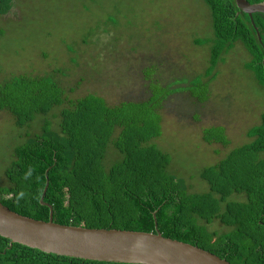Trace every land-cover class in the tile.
I'll return each instance as SVG.
<instances>
[{
	"label": "trees",
	"instance_id": "1",
	"mask_svg": "<svg viewBox=\"0 0 264 264\" xmlns=\"http://www.w3.org/2000/svg\"><path fill=\"white\" fill-rule=\"evenodd\" d=\"M202 1L211 13L214 37L195 44L210 43L209 66L203 76L182 86V92L197 105L207 101L214 68L237 42L250 56L246 70L264 89V15L252 16L253 27L234 0ZM160 83L150 82L151 97L146 101L110 105L93 94L70 99L49 76L19 75L0 82V111L13 117L16 128L43 117L40 132L27 135L14 148L0 202L19 215L48 221L49 207L40 204L48 181L43 202L52 208L56 224L154 233L156 220L165 238L196 246L230 264H264V111L247 133L250 143L200 172L208 192L189 194L168 174L170 158L154 142L161 135L163 101L182 93ZM56 108L59 116L53 127L48 115ZM203 141L229 144L222 127L204 129ZM109 146L121 160L106 168ZM214 221L230 230H210ZM0 264L118 263L46 254L19 244L10 247V241L0 237Z\"/></svg>",
	"mask_w": 264,
	"mask_h": 264
},
{
	"label": "rangeland",
	"instance_id": "2",
	"mask_svg": "<svg viewBox=\"0 0 264 264\" xmlns=\"http://www.w3.org/2000/svg\"><path fill=\"white\" fill-rule=\"evenodd\" d=\"M7 1L15 14L0 16V82L49 76L70 99L93 94L114 105L146 101L154 80L182 92L209 66L210 43L195 44L214 37L202 0H17L15 9ZM222 58L207 101L197 105L182 92L162 103L161 135L154 142L170 158L168 174L189 194L208 192L200 172L250 143L247 133L264 111V89L245 68L250 56L244 47L237 42ZM58 116V108L48 115L53 127ZM42 124L37 116L29 128L18 129L13 117L0 111V187L8 184L4 171L14 148ZM210 127L224 128L229 144H206L203 131ZM120 160L109 146L104 166ZM209 229L230 230L217 221Z\"/></svg>",
	"mask_w": 264,
	"mask_h": 264
},
{
	"label": "water",
	"instance_id": "3",
	"mask_svg": "<svg viewBox=\"0 0 264 264\" xmlns=\"http://www.w3.org/2000/svg\"><path fill=\"white\" fill-rule=\"evenodd\" d=\"M234 1L237 8L249 16L253 27L252 16L264 15V2ZM255 31L260 41V34ZM47 187L48 181L40 204L49 207L48 221L19 215L0 202V237L9 240L10 247L19 244L46 254L118 264H230L196 246L163 237L157 230L155 214L154 233L56 224L52 208L43 202Z\"/></svg>",
	"mask_w": 264,
	"mask_h": 264
},
{
	"label": "flooded vegetation",
	"instance_id": "4",
	"mask_svg": "<svg viewBox=\"0 0 264 264\" xmlns=\"http://www.w3.org/2000/svg\"><path fill=\"white\" fill-rule=\"evenodd\" d=\"M3 2L5 1V0H2ZM12 1V5L14 6V9H15V3H16V1L17 0H11ZM0 2H1V0H0ZM3 2H1V3H3ZM4 3H7V4H9V1L8 2H4ZM2 6H3V4H2ZM5 6H3V8H4ZM7 7H8V5H7ZM4 9H6V8H4ZM6 14H8V15H6ZM15 14V11L13 12V13H11V11L9 10V7L6 9V10H2L1 12H0V16H2L3 15V17H4V19H6V18H8V17H10L11 15H14Z\"/></svg>",
	"mask_w": 264,
	"mask_h": 264
}]
</instances>
